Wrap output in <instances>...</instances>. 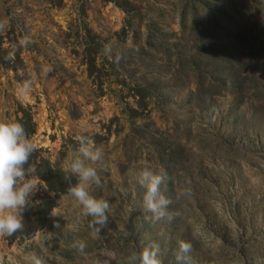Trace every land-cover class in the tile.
<instances>
[{
	"label": "rangeland",
	"instance_id": "1",
	"mask_svg": "<svg viewBox=\"0 0 264 264\" xmlns=\"http://www.w3.org/2000/svg\"><path fill=\"white\" fill-rule=\"evenodd\" d=\"M129 2L125 13L102 0H0L2 48L20 58L17 71L0 63V120L28 113L33 154L61 170L88 137L102 153L89 191L110 204L97 235L61 195L47 226L0 237V264H122L153 242L161 264H177L181 241L190 264H264V0ZM136 87L150 92L144 109ZM145 170L166 176L171 220L145 211ZM45 192L37 186L23 221Z\"/></svg>",
	"mask_w": 264,
	"mask_h": 264
},
{
	"label": "clouds",
	"instance_id": "2",
	"mask_svg": "<svg viewBox=\"0 0 264 264\" xmlns=\"http://www.w3.org/2000/svg\"><path fill=\"white\" fill-rule=\"evenodd\" d=\"M29 42V39L25 38L19 43L21 46H27ZM12 58V54L7 57L9 60ZM32 87V80L25 81L18 87L17 96L28 99ZM77 139L79 148L70 154L63 168V171L68 174L67 177L76 179V183L69 187L68 194L82 206L84 216L93 218L91 227L99 235L102 227L108 222L110 204L107 199L90 194L89 188L93 184H100L97 170L93 165L101 159L102 153L100 149L93 146V142L88 137L79 136ZM37 149V142L29 138L21 123L14 120H0V237L12 236L23 229L22 210L29 203V197L38 185L47 188V185L42 184L36 175L35 165L25 168ZM165 179L166 176L163 174H153L145 170L140 173L138 180L141 187L145 189L144 209L156 220L173 218L167 211L171 201L161 192V185ZM52 215L56 214L52 212ZM73 246L83 252L86 243L76 241ZM191 250L190 242L181 241L179 253L176 256L177 264H190L188 253ZM160 254V245L153 242L142 250L129 253L122 264H161ZM32 264H42V261L33 257Z\"/></svg>",
	"mask_w": 264,
	"mask_h": 264
},
{
	"label": "trees",
	"instance_id": "3",
	"mask_svg": "<svg viewBox=\"0 0 264 264\" xmlns=\"http://www.w3.org/2000/svg\"><path fill=\"white\" fill-rule=\"evenodd\" d=\"M104 2H112L117 5L123 12L129 13L133 10L132 4L129 0H102ZM128 24H130V20H127ZM94 38H91L87 41V46L85 47L84 53L86 54L85 59L88 64V72L89 75H93L95 71H97L95 64V48L93 47ZM2 38L0 37V63L5 66H10L15 71L19 69L20 58L19 53H15L14 59H7L10 52L6 51L2 48ZM134 91L140 97V103L142 109L145 108L142 101L144 100L147 94H150L148 89L143 87H136ZM134 116H140L137 110H133ZM16 122L21 123L29 138L35 134V125L31 120V116L23 111L22 117L17 118ZM30 165H35L36 167V175L43 181L44 184L47 185L46 192L42 194L40 201L34 206L32 218L24 220V227L21 229L20 233L25 236H28L35 231L44 228L48 224V215L52 211V209L56 206V200L64 194H68V189L71 185L76 183L75 177L69 178L67 177V173L59 168L53 167L49 160L42 158L41 160H37L36 155H32L29 159L28 164L25 165V168ZM15 237V234L11 239Z\"/></svg>",
	"mask_w": 264,
	"mask_h": 264
}]
</instances>
